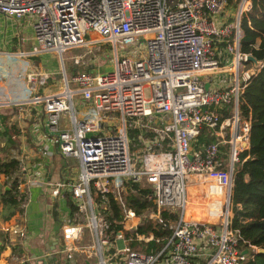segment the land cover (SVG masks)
<instances>
[{"label": "built area", "instance_id": "obj_1", "mask_svg": "<svg viewBox=\"0 0 264 264\" xmlns=\"http://www.w3.org/2000/svg\"><path fill=\"white\" fill-rule=\"evenodd\" d=\"M229 1L0 0V15L33 18L30 48L20 37L18 50L0 49L6 76L14 59L58 56L57 71L26 74V97L15 102L41 105L57 152L79 160L77 178L51 184V192L71 193L83 221L68 220L63 238L88 233L94 264H242L250 249L257 251L231 227L233 176L249 148L250 122L239 98L257 68L239 50L240 16L250 1L240 0L234 21L220 28L218 17ZM102 43L110 45V71H98V60L84 66L80 52L71 56L77 69L67 71L65 53L83 47L85 55L101 52ZM53 78L54 88L44 89ZM76 95L88 106L76 108ZM129 130L142 144L140 156L131 151ZM202 132L207 141L198 142ZM130 179L149 187L153 209L139 215L124 207ZM92 188L102 199L111 192L120 201L122 229L129 232L144 220L160 221L163 210L176 213L171 236L157 253L129 250L123 230L107 233ZM151 238L148 233L139 241Z\"/></svg>", "mask_w": 264, "mask_h": 264}, {"label": "crops", "instance_id": "obj_2", "mask_svg": "<svg viewBox=\"0 0 264 264\" xmlns=\"http://www.w3.org/2000/svg\"><path fill=\"white\" fill-rule=\"evenodd\" d=\"M231 2L235 1L230 0L225 8L228 18L219 16L220 23L235 19L230 9ZM234 9H237V5ZM232 16L233 20H231ZM27 25H21L18 33L21 28L27 29L31 24ZM29 29L27 30L31 31ZM3 34L0 33V49L18 50L11 48L12 45L13 47L18 45V34L9 33L8 36L5 32ZM78 52L82 53L83 50ZM44 54L49 55V60L50 56H54L55 64L50 65L43 61ZM73 54L71 53L70 57ZM91 62L95 63L93 60ZM59 65L58 56L45 52L14 59L9 76L3 73L2 68L0 69V131L3 132L5 127L17 129L12 133L14 143L10 146L6 144L4 137H0V148L7 147L4 156L17 159L23 167L19 187L25 197V202L21 203L13 215L8 216L7 219H5L6 214L2 210L0 200V261L2 264H94L92 251L94 241L88 233L82 235L80 239L63 238V225L74 218L71 216L67 197L71 193L68 190H62L59 195L54 196L51 192V184L60 180H71L73 177L65 169H60L58 173L54 171L56 157L59 154L57 145L54 143L55 134L47 125V114L41 105L33 106L15 102L26 97V74L30 70L34 68L57 71ZM76 69L77 66L73 65L67 68V71L73 72ZM88 69L91 70V68ZM94 70L96 67L92 68V71ZM57 81L54 78L48 81L44 89L50 91ZM73 104L78 109L88 106L87 102L81 100L80 95L73 98ZM66 117L67 114L61 117L60 128H65ZM3 180L4 177L0 174V190L3 187ZM69 198L71 201L70 195Z\"/></svg>", "mask_w": 264, "mask_h": 264}, {"label": "trees", "instance_id": "obj_3", "mask_svg": "<svg viewBox=\"0 0 264 264\" xmlns=\"http://www.w3.org/2000/svg\"><path fill=\"white\" fill-rule=\"evenodd\" d=\"M240 2V0H233ZM249 8L241 13L239 50L252 55L262 62L244 87L239 98V110L242 117L250 122L249 148L241 153L240 163L236 165L231 191V227L237 231L239 241L247 247L264 248V0H249ZM226 40L231 41V36L218 43V48L225 46ZM15 127H5L0 131V137L5 138L7 145L14 143L12 133ZM136 144L137 140L132 139ZM207 141L203 132L198 137V142ZM7 147L0 148V174L4 177L3 187L0 190L2 210L8 216L13 215L25 197L20 191L21 174H18L20 162L15 158L4 156ZM125 194L122 196L124 207L135 214H142L148 209H153L152 200L147 198L150 189L143 181L127 180L124 182ZM4 187H7L4 189ZM91 193L96 203L100 204L107 222V233L113 235L118 230H123L121 221L124 216L123 206L109 192L101 198L92 188ZM68 204L72 218L77 216L81 220L82 213L77 205L70 201ZM104 206V208H102ZM176 219V213L168 210L161 212L160 221L144 220L134 232L123 230L129 250L145 253H157L164 242L171 236L172 223ZM82 221V220H81ZM151 234L148 242L139 241V237ZM251 250V251H250ZM249 250V257L242 264H264V253Z\"/></svg>", "mask_w": 264, "mask_h": 264}, {"label": "rangeland", "instance_id": "obj_4", "mask_svg": "<svg viewBox=\"0 0 264 264\" xmlns=\"http://www.w3.org/2000/svg\"><path fill=\"white\" fill-rule=\"evenodd\" d=\"M231 3H232V7L230 5V9H231V11L233 13V16L235 17L236 14H238V11H239V8H240V6H239L240 4L239 3L237 4V2H231ZM236 5H237V9L235 10L234 7H236ZM225 11H226V9L224 10L223 13H221L222 15L220 14V16H223V18H228V14ZM233 16H232V19L231 20H233ZM32 21H33V18H31L28 15L27 16H23L21 18L1 16L0 17V33L3 34L5 32V34L7 36L10 35L9 33H12L13 35H17L18 34V36H17L18 39H19V34H20V37L24 39V47H29L30 48L31 45L33 44V37H32L31 31H28L27 29L28 28L31 29V27H27V29L26 28H21L20 33H18V32H19V29H20V26L21 25L31 24ZM226 22H228V21L227 20H224L223 22H221V24H219L220 28H223L225 26V25H223V23H226ZM27 26H29V25H27ZM3 36H4V34H3ZM0 41H1V35H0ZM100 46L102 48V51L101 52L92 51L91 53L86 54V55L84 53L86 52V50L88 48L87 47L81 48V50H85V52L84 51L82 52L84 66L87 65V64H89L92 60L94 62L96 60H98L99 61L98 62L99 63L98 64V71H100V72H107V71H110V69H111V64L109 63L110 62V58H111V54H110V51L108 50V48L110 47V45H107V44L102 43V44H100ZM95 47L96 46H91L92 49H95ZM139 47H140L139 45L132 46L129 49V51L132 52V50L137 49ZM11 48L12 49H14V48L19 49V43L15 47H13V45H12ZM11 48H7V49H11ZM71 53H74L73 55L79 54L78 50H75V49H70L69 52H67V53L64 54V57L63 58L66 61V67L67 68L73 66L72 59L70 57V54ZM48 56H49L48 54H44L43 55V61H45L47 63H50V65H54L55 64L54 62L56 61V59H54V56H52V57L50 56L49 57L50 60H49L48 59ZM145 95H146V97L149 96L148 89H145ZM129 137H130V140H131V143H130L131 151H133V152L135 151L136 154L138 156H140L142 154V149H141L142 144L140 143V144L134 145L136 142L132 140V139L136 140V137H137L136 130L135 131L129 130ZM56 158H57V160H56V169L54 171L56 173H58L60 169H62V170H64V169L65 170H68L72 174V177L74 179H76L77 176H78V174H79V172H80V165H79L78 158L72 157V156L65 157V156L60 155V154ZM230 213H232L231 207H230Z\"/></svg>", "mask_w": 264, "mask_h": 264}, {"label": "water", "instance_id": "obj_5", "mask_svg": "<svg viewBox=\"0 0 264 264\" xmlns=\"http://www.w3.org/2000/svg\"><path fill=\"white\" fill-rule=\"evenodd\" d=\"M246 59H247L248 61L252 62L255 68H259V67L262 66V62L259 61V60H256V59H255L252 55H250V54H248V55L246 56ZM205 87L207 88L208 85L206 84ZM257 252H258V253H264V248H258V249H257Z\"/></svg>", "mask_w": 264, "mask_h": 264}, {"label": "bare ground", "instance_id": "obj_6", "mask_svg": "<svg viewBox=\"0 0 264 264\" xmlns=\"http://www.w3.org/2000/svg\"><path fill=\"white\" fill-rule=\"evenodd\" d=\"M8 87V86H7ZM3 88V87H2Z\"/></svg>", "mask_w": 264, "mask_h": 264}]
</instances>
